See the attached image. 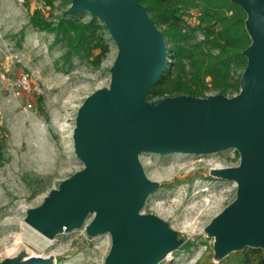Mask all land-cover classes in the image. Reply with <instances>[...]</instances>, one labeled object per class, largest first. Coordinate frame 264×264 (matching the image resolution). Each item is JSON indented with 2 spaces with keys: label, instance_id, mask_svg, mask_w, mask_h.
<instances>
[{
  "label": "water",
  "instance_id": "1",
  "mask_svg": "<svg viewBox=\"0 0 264 264\" xmlns=\"http://www.w3.org/2000/svg\"><path fill=\"white\" fill-rule=\"evenodd\" d=\"M245 12L250 38L239 90L148 99L167 62L162 31L140 0H71L65 13L88 11L105 25L117 52L107 86L96 88L77 108L72 141L82 168L61 180L25 220L47 237L83 224L88 235L108 232L102 264H158L185 238L158 215L140 212L159 182L149 179L142 152L204 154L234 148L239 162L211 168L234 180V198L203 227L220 261L245 247L264 256V0H230ZM7 257L0 264H50L51 259Z\"/></svg>",
  "mask_w": 264,
  "mask_h": 264
},
{
  "label": "rangeland",
  "instance_id": "2",
  "mask_svg": "<svg viewBox=\"0 0 264 264\" xmlns=\"http://www.w3.org/2000/svg\"><path fill=\"white\" fill-rule=\"evenodd\" d=\"M70 1L0 0V221L14 213L20 224H29L27 209L42 203L62 179L83 166L72 141L75 114L88 94L109 84L117 47L106 27L98 29L108 49L95 66L84 56H65V40L52 29L33 25L32 15L55 24ZM185 12L190 24L197 21V7L191 5ZM76 17L91 18L88 11ZM202 38L196 30L189 42ZM238 72L240 68L233 70L234 75ZM214 93L217 90L208 87L202 96ZM139 159L146 176L159 182L140 212L158 215L185 238L170 258L158 264H234L245 248L216 261L212 238L203 227L234 198L236 190L234 180L215 176L210 169L237 165L238 152L234 148L204 154L142 152ZM92 216L89 213L80 227L49 237V246L37 249L41 257L51 259L50 264H102L110 235L86 233ZM28 248L22 245L13 257L23 252L20 260L25 259ZM172 256L178 258L176 263ZM7 257L11 256L0 252V261Z\"/></svg>",
  "mask_w": 264,
  "mask_h": 264
},
{
  "label": "trees",
  "instance_id": "3",
  "mask_svg": "<svg viewBox=\"0 0 264 264\" xmlns=\"http://www.w3.org/2000/svg\"><path fill=\"white\" fill-rule=\"evenodd\" d=\"M51 4L52 0H44ZM167 45V62L160 78L150 86L147 98L166 94L204 95L206 88L217 92H237L239 76L245 66L242 54L250 38L244 27V10L230 0H140ZM191 5L198 8L197 21L190 24L185 12ZM33 25L52 29L66 42L64 55L86 57L97 66L108 49L97 30L104 28L97 18L82 21L76 13H63L55 24L32 15ZM203 38L189 42L194 31ZM213 50H216L213 52ZM240 68L236 75L233 70ZM234 264H264L260 248L245 247Z\"/></svg>",
  "mask_w": 264,
  "mask_h": 264
},
{
  "label": "bare ground",
  "instance_id": "4",
  "mask_svg": "<svg viewBox=\"0 0 264 264\" xmlns=\"http://www.w3.org/2000/svg\"><path fill=\"white\" fill-rule=\"evenodd\" d=\"M167 180L170 181L171 178ZM13 214L10 213V216L0 221V233L3 232L0 236V252L13 257L22 245H26L30 250L24 256L25 259L31 256H42V252L37 249L47 248L49 237L30 224L25 223V226L20 224ZM54 258L56 259V255Z\"/></svg>",
  "mask_w": 264,
  "mask_h": 264
},
{
  "label": "built area",
  "instance_id": "5",
  "mask_svg": "<svg viewBox=\"0 0 264 264\" xmlns=\"http://www.w3.org/2000/svg\"><path fill=\"white\" fill-rule=\"evenodd\" d=\"M26 79H27L26 75H23L21 80H22V82L25 83L24 86H25L26 84H28ZM0 117H1V112H0ZM170 257H171V256L169 255V256H167V257L164 258V259H167V258H170ZM172 260H173V261H172L173 263H176V262L178 261V258L172 256Z\"/></svg>",
  "mask_w": 264,
  "mask_h": 264
}]
</instances>
